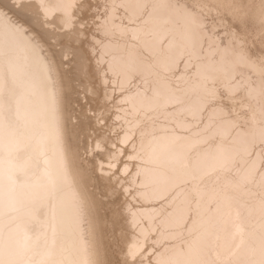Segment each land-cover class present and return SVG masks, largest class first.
Masks as SVG:
<instances>
[{
	"label": "bare ground",
	"instance_id": "obj_1",
	"mask_svg": "<svg viewBox=\"0 0 264 264\" xmlns=\"http://www.w3.org/2000/svg\"><path fill=\"white\" fill-rule=\"evenodd\" d=\"M84 1L0 0V264H112L92 168L129 176V264L147 242L154 264H264V57L224 18L259 25L264 46V0H106L90 54L121 133L88 106L87 148L58 42L84 37Z\"/></svg>",
	"mask_w": 264,
	"mask_h": 264
},
{
	"label": "rangeland",
	"instance_id": "obj_2",
	"mask_svg": "<svg viewBox=\"0 0 264 264\" xmlns=\"http://www.w3.org/2000/svg\"><path fill=\"white\" fill-rule=\"evenodd\" d=\"M4 2H6V4H10L13 0H4ZM108 4H110V2H108ZM108 4H106V0H85L79 9L80 13L78 14V20L83 25L82 32L84 33V37L80 39L81 35H79L78 32L81 30H76L75 33L71 34V40L66 38V36H62L58 40L61 47L67 46L69 48L72 56L70 62H68V66H71L72 68V85L78 92L77 96L79 97L76 99V103L73 107V116H75L77 122H79L80 128L78 129V132L81 134L85 148L89 145L87 138L88 134L91 135L92 132H97L95 121L92 120L91 117L89 118L86 113L88 106H90L93 111L101 106H104L107 110H109V116L111 115V117L107 127L103 130L106 136L116 139L121 133V131L119 132L117 129L114 134L108 135L109 128L117 126L113 116L115 114L114 108L117 106L116 101L118 100V96H114L108 100L102 98V95L106 90L114 88L110 86V81H108L106 85L100 84L97 71L101 70V68L98 69V67L94 65L95 55L90 54L92 48L96 50V46H92L91 44L90 37H97L99 35L98 24L100 22H98V20H102V18L105 17ZM102 6H104V14L100 12V8H102ZM24 13L27 15L32 24L41 30V20L37 11L32 7H25ZM117 14L120 16V11H118ZM123 15L124 14H122V22L126 24V22H124ZM98 16H100V18H98ZM224 18L227 21V24L225 23V27L232 26V28L236 31L246 33L248 41L252 42L253 45V47L248 46L253 56L264 57V46L261 45L263 41H260V36H255L259 25L252 23L250 20H246L243 22V25H240V23L236 20H231L228 15H224ZM207 23H211L210 19L207 20ZM223 32V29H220L218 34L223 35ZM76 35L79 37V42L75 41ZM51 37V35L46 34L44 36L45 39H50ZM222 42H224V39ZM88 88L92 89L95 96H93L91 100L87 98V103H85V100L82 101V97L83 95L88 97ZM219 94V102L224 101V93L219 91ZM76 104H78L77 108H75ZM225 106L227 109L229 108L227 105ZM109 116H107V119ZM124 151L126 154L129 153L128 149ZM123 162L127 163L128 161L126 162L124 159ZM131 169H133V165H131ZM90 175V190L100 201L101 204L99 205V209L105 220L103 241L107 245L108 255L111 258L112 264H129V260L125 256V246L126 242L130 241L135 234L134 230L128 226L127 205L135 207V204L129 196V194H132V188L129 187V176L122 177L121 181H119L118 177H110V179H108L101 177L93 168ZM124 186H128L129 193L125 192ZM147 245L148 248H152V252L156 251V247H154L151 242H147ZM148 248L146 257L138 259V262L135 264H145V258L149 259L150 264H154L149 257L150 252H148Z\"/></svg>",
	"mask_w": 264,
	"mask_h": 264
}]
</instances>
